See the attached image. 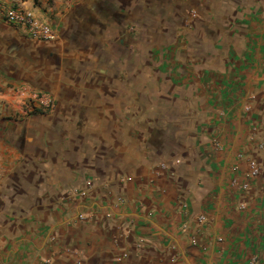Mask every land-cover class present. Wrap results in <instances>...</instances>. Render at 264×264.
<instances>
[{"label": "crops", "instance_id": "crops-1", "mask_svg": "<svg viewBox=\"0 0 264 264\" xmlns=\"http://www.w3.org/2000/svg\"><path fill=\"white\" fill-rule=\"evenodd\" d=\"M262 140L264 0H0V264H264Z\"/></svg>", "mask_w": 264, "mask_h": 264}, {"label": "built area", "instance_id": "built-area-1", "mask_svg": "<svg viewBox=\"0 0 264 264\" xmlns=\"http://www.w3.org/2000/svg\"><path fill=\"white\" fill-rule=\"evenodd\" d=\"M4 18L12 22L16 25L25 27L28 30V34L31 38L45 40V41H53L57 37V32L54 27L45 23L37 22L33 17V12L31 9L24 6L23 2L18 3L17 5H10L9 7L5 8L3 11ZM36 98L39 99V103L44 108H49L51 106L50 98L41 92L36 94ZM244 108L247 110L249 106L246 104ZM214 148L219 150L220 143L214 141L213 143ZM255 146L259 149H264V140L259 141L255 144ZM237 158L239 162H243L245 164V177L247 178V182H242L239 184V188L242 191H245L249 188V183L251 179L256 178L260 175V166L257 163L256 159L251 156L250 154H245L243 152L237 153ZM235 163L233 165V170L237 171L240 169V163ZM237 179L233 177L230 181L231 184H236ZM243 207V205H241ZM199 220H202L203 217L199 216Z\"/></svg>", "mask_w": 264, "mask_h": 264}, {"label": "rangeland", "instance_id": "rangeland-1", "mask_svg": "<svg viewBox=\"0 0 264 264\" xmlns=\"http://www.w3.org/2000/svg\"><path fill=\"white\" fill-rule=\"evenodd\" d=\"M138 62H140V59L138 60ZM136 63H137V60H136ZM154 104H157V102L156 103H154ZM153 110H156V111H160L161 109H159V108H156V109H149V111H153ZM41 111V110H40ZM170 112V113H169ZM173 110H168V114L167 115H173Z\"/></svg>", "mask_w": 264, "mask_h": 264}]
</instances>
